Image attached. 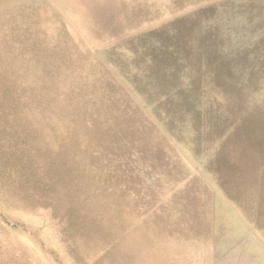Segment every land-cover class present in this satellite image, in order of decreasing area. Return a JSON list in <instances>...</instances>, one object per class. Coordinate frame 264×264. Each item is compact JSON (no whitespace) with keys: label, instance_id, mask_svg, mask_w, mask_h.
<instances>
[{"label":"rangeland","instance_id":"obj_1","mask_svg":"<svg viewBox=\"0 0 264 264\" xmlns=\"http://www.w3.org/2000/svg\"><path fill=\"white\" fill-rule=\"evenodd\" d=\"M0 264H264V0H0Z\"/></svg>","mask_w":264,"mask_h":264}]
</instances>
